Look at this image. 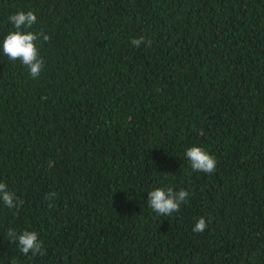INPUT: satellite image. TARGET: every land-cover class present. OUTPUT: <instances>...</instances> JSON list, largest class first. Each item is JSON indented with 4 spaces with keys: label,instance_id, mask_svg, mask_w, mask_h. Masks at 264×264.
<instances>
[{
    "label": "trees",
    "instance_id": "16d2710c",
    "mask_svg": "<svg viewBox=\"0 0 264 264\" xmlns=\"http://www.w3.org/2000/svg\"><path fill=\"white\" fill-rule=\"evenodd\" d=\"M21 10L37 78L2 52ZM0 182V264H264V0H0ZM157 187L189 197L161 216Z\"/></svg>",
    "mask_w": 264,
    "mask_h": 264
},
{
    "label": "clouds",
    "instance_id": "9594fccd",
    "mask_svg": "<svg viewBox=\"0 0 264 264\" xmlns=\"http://www.w3.org/2000/svg\"><path fill=\"white\" fill-rule=\"evenodd\" d=\"M9 22L13 25L14 30L8 32L2 41V52L11 61L19 60L29 69L30 75L37 78L44 67V60L40 54L38 41L43 37V41L50 40L48 35L43 32H33L30 29L37 22V15L29 11H18L9 16ZM145 42L143 36L133 38L131 44L140 47ZM147 46H151V41H147ZM186 158L190 162L193 171H200L207 174L215 172L217 159L210 152L200 146H192L186 150ZM55 193H49L48 199H51ZM189 193L180 189L174 191L171 187H157L148 193V206L153 212L161 216H171L178 212L181 205L187 201ZM0 201L9 209H16L23 201L17 197L15 192L8 190L6 183L0 182ZM207 228V222L204 217L198 218L193 231L201 233ZM7 236L12 237V242L18 240L21 252L27 256L30 252L32 255L43 254V242L36 231L24 230L17 235L14 229H8Z\"/></svg>",
    "mask_w": 264,
    "mask_h": 264
}]
</instances>
